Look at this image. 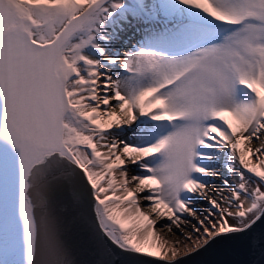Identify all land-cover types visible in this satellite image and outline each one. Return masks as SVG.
<instances>
[{"label":"snow or ice","instance_id":"snow-or-ice-1","mask_svg":"<svg viewBox=\"0 0 264 264\" xmlns=\"http://www.w3.org/2000/svg\"><path fill=\"white\" fill-rule=\"evenodd\" d=\"M238 244L264 264V0H0V264Z\"/></svg>","mask_w":264,"mask_h":264},{"label":"water","instance_id":"water-1","mask_svg":"<svg viewBox=\"0 0 264 264\" xmlns=\"http://www.w3.org/2000/svg\"><path fill=\"white\" fill-rule=\"evenodd\" d=\"M93 258L90 253L81 256V259L86 261ZM175 259L180 260L181 257ZM258 261H261L258 250H249L239 244L228 248L217 247L205 252L183 255V264H253ZM131 264H165V262L156 257L141 256L134 258Z\"/></svg>","mask_w":264,"mask_h":264},{"label":"bare ground","instance_id":"bare-ground-1","mask_svg":"<svg viewBox=\"0 0 264 264\" xmlns=\"http://www.w3.org/2000/svg\"><path fill=\"white\" fill-rule=\"evenodd\" d=\"M253 159H255V158H253ZM215 170L220 174V176L215 180V183L210 185L209 187L211 189H214V190H222L225 193V195L227 196L230 191L227 188H223L222 185H221V182H220L221 179L226 176L225 175L226 173L224 172V168H223V161H221L220 166H218ZM209 195L213 196L214 198L219 199V197H215L214 191H210ZM205 205H207L206 199L198 201L197 204H196V208L198 210V209H201L202 207H204ZM145 210H147V209H145ZM165 233H166V230H165ZM166 238H168L170 240V243H174L176 240L180 239L179 237L173 236L172 234H167ZM169 255H171V254L169 253Z\"/></svg>","mask_w":264,"mask_h":264},{"label":"rangeland","instance_id":"rangeland-1","mask_svg":"<svg viewBox=\"0 0 264 264\" xmlns=\"http://www.w3.org/2000/svg\"><path fill=\"white\" fill-rule=\"evenodd\" d=\"M254 160V159H253ZM224 172H225V170H224ZM226 173V172H225ZM226 176V178H227V173L225 174ZM224 177V178H225ZM228 189V188H227ZM229 191H230V189H229ZM207 209H208V204L207 205H205L204 207H202L201 209H198V212H197V215H198V217H202L203 216V214H204V212H206L207 211ZM200 210V211H199ZM202 210V211H201ZM192 224H195V220H192L191 221V224H189L188 225V229L187 230H185V236H187V235H189L190 234V229H191V226H192ZM193 235V240H195V234L193 233L192 234ZM177 247H180V248H184L185 247V244H183V243H181V244H177L176 245ZM189 247H195V245H194V243H192V244H190V245H188ZM161 254H163V253H161Z\"/></svg>","mask_w":264,"mask_h":264}]
</instances>
